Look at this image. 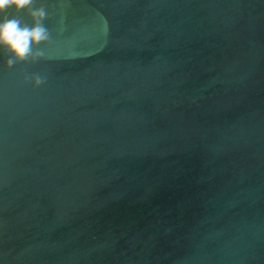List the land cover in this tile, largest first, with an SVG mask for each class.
I'll return each mask as SVG.
<instances>
[{"label":"water","instance_id":"1","mask_svg":"<svg viewBox=\"0 0 264 264\" xmlns=\"http://www.w3.org/2000/svg\"><path fill=\"white\" fill-rule=\"evenodd\" d=\"M41 6L44 58L0 53V264H264V0Z\"/></svg>","mask_w":264,"mask_h":264},{"label":"clouds","instance_id":"2","mask_svg":"<svg viewBox=\"0 0 264 264\" xmlns=\"http://www.w3.org/2000/svg\"><path fill=\"white\" fill-rule=\"evenodd\" d=\"M12 10L16 15L7 16ZM22 12L29 14L31 25L19 16ZM0 17V53L7 57V69L17 64H36L44 58L40 46L49 41L50 34L44 24L47 13L43 6L36 8L35 0H0ZM24 83L37 89L46 83V78L37 74L26 77Z\"/></svg>","mask_w":264,"mask_h":264}]
</instances>
